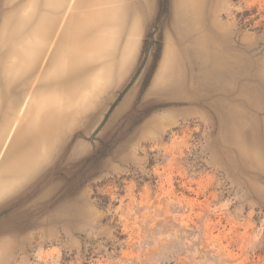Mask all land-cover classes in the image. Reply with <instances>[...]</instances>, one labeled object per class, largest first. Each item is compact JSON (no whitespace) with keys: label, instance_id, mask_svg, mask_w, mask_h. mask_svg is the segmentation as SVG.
Instances as JSON below:
<instances>
[{"label":"rangeland","instance_id":"1","mask_svg":"<svg viewBox=\"0 0 264 264\" xmlns=\"http://www.w3.org/2000/svg\"><path fill=\"white\" fill-rule=\"evenodd\" d=\"M0 264H264V0H0Z\"/></svg>","mask_w":264,"mask_h":264},{"label":"bare ground","instance_id":"2","mask_svg":"<svg viewBox=\"0 0 264 264\" xmlns=\"http://www.w3.org/2000/svg\"><path fill=\"white\" fill-rule=\"evenodd\" d=\"M94 13H96V12L94 11ZM96 17L97 16H95V18ZM71 21H73L72 15L68 16V18L64 22L62 28L60 29L59 38H57L58 41H57V39L55 41L56 42L55 47H58V45L60 44V42L64 40V36L66 35V28H67L68 25H70ZM90 21H91V23H90ZM76 23H78V26H82L84 24L86 26V24H87L88 26H91V27L90 28H87V27L86 28H83V27H81L80 30H78V31H76V32L73 33L74 36L72 35V38H71L72 39V42H71L72 52L68 56L67 61L65 63L66 66H65V70L64 71H65L66 74L64 75V78L70 76V74L74 71V69L77 66H79L81 63L84 64V62H86L88 60H93V58L95 57V52L94 53H91L90 51L96 49L95 47L99 43H101V41L103 42V40H104V35L102 37V33H103L102 30L103 29L101 27H99L100 24H99V26L96 24L97 22L94 21V17H93V19H91L90 17L89 18H86V20H84L83 22L77 19L76 20ZM86 42L89 45L93 46V47L90 46L91 48L90 49H87L89 46H88V44ZM173 63H174V60H173ZM74 87H76V86H74ZM85 88H88V87H85ZM76 90H77V88H76ZM34 97H35V95H32V96H30V98L28 100V104L31 107L33 106V99H34ZM20 111H22V109H20ZM11 125H12L11 126V130H10V132L8 134V137H7L8 138V145H7V148H6L5 157L10 153V151L13 148V145L20 144L22 142V141H19L17 139V137L20 135L19 132L21 130V127H20L19 123L14 121ZM32 137H33L32 135H29V139L32 140L33 139ZM25 140L26 139H23V141H25Z\"/></svg>","mask_w":264,"mask_h":264},{"label":"water","instance_id":"3","mask_svg":"<svg viewBox=\"0 0 264 264\" xmlns=\"http://www.w3.org/2000/svg\"><path fill=\"white\" fill-rule=\"evenodd\" d=\"M141 68V65L139 66L138 70ZM138 71H136L134 73V75L132 76V78L130 79V81L125 85V87L123 88V90L119 93L118 97L116 98V100L114 101V103L111 105L109 111L107 112L106 116L108 115V113L110 112V110L112 109V107L116 104V102L120 99V97L124 94V92L130 87L131 83H133V81L135 80V77L137 76Z\"/></svg>","mask_w":264,"mask_h":264}]
</instances>
